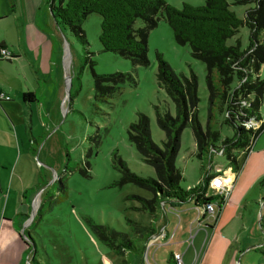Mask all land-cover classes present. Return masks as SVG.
<instances>
[{"label": "rangeland", "instance_id": "1", "mask_svg": "<svg viewBox=\"0 0 264 264\" xmlns=\"http://www.w3.org/2000/svg\"><path fill=\"white\" fill-rule=\"evenodd\" d=\"M35 1L0 0V44L4 42L13 52L11 45L26 38L39 48L38 53L36 49L25 51L24 60L0 62V94L9 97V102L0 99V210L8 201L15 207L14 217H28L21 224L31 242L24 240L33 251L28 253L27 264L32 257L35 264H147L143 237L152 228L157 236L150 242L157 243L163 234L158 227L166 218L167 231L172 233L179 221L176 237L187 233L183 252L197 250L192 264L200 263L212 239L219 243L234 236L240 250L236 261L264 264V132L247 156H236L238 170H232L236 180L230 194L234 202L222 207L216 223L207 217L200 221L191 202L181 204L187 211L180 213L179 209L173 217L167 213L165 218L161 208L154 213L139 211L141 204L135 197L149 200L151 193L132 184H118V160L137 176L156 178L128 139V128L138 115L148 118L151 140L160 147L166 135L158 126L157 113L176 117L173 101L157 81L156 54L177 76L189 78L193 73L197 77V120L203 130L210 107L205 64L191 57L188 45L176 43L162 18L148 35V65L133 67L127 59L102 50L98 15L90 14L81 23L86 40L82 44L66 27L54 23L43 0L39 5ZM166 2L176 9L183 4H205V0ZM54 3L59 5L58 0ZM251 6L232 5L231 9L242 17ZM141 26L137 21L136 27ZM248 36V30L241 28L227 43L239 39L245 47ZM115 73L132 81L118 83L112 93H96L94 76ZM217 78L214 72L216 87ZM260 78L264 81V64ZM27 91L39 102L31 113L21 105V93ZM211 111V129L219 132L220 139L231 137L232 131L221 125L218 108ZM259 113L264 122V91ZM174 165L181 173L183 189L194 187L208 167V154L197 157L189 126L180 132ZM211 166L213 176L231 174V165L219 154L212 156ZM212 193L209 189L208 195ZM99 228L125 234L135 249L108 248L96 233ZM114 243L119 245L117 238ZM155 253L159 262H151L148 253L150 264L169 260L166 247Z\"/></svg>", "mask_w": 264, "mask_h": 264}, {"label": "trees", "instance_id": "2", "mask_svg": "<svg viewBox=\"0 0 264 264\" xmlns=\"http://www.w3.org/2000/svg\"><path fill=\"white\" fill-rule=\"evenodd\" d=\"M58 1L59 5L55 7L54 0H43L58 27H66L82 44H86L81 23L90 14L98 15L101 18L98 40L102 50L127 59L133 67L148 65V35L157 27L160 18L172 30L176 43L188 45L191 57L205 64L210 107L206 129L203 130L197 120V77L193 73L189 78L177 76L156 54L157 81L173 101L176 117L157 113L158 126L166 135V141L160 147L151 140L148 118L138 115L137 121L128 128V139L142 162L153 168L156 178L137 176L118 160L121 173L118 184H132L151 193L149 200L135 197L141 204L139 211L154 213L167 204L191 202L202 220L201 211L207 203H214L220 212L226 202L223 203L214 193L208 195V185L214 177L211 174L212 156L219 154L229 162L231 170H238L236 156H247L255 140L264 132V122L259 113L264 91V81L260 78L264 64V0H205L202 6L183 4L181 9L170 6L166 0ZM232 5L252 6L238 17L231 9ZM137 21L142 22L141 27H136ZM241 28H246L249 33L246 46L242 47L239 39L228 45L227 41L237 36ZM2 49H5L3 43L0 44ZM214 72L218 77L217 87L212 81ZM126 79L131 80L120 73L94 76L96 93H112L118 89L117 84ZM109 83L111 87L104 85ZM33 98L32 93L22 95L23 102ZM214 106L223 116L221 125L232 131L231 137L220 139L219 132L211 129V108ZM186 126L192 131L197 157L202 159L204 153L208 154V167L194 187L183 189L180 186L181 173L174 162L180 132ZM216 143H219L218 147L214 145ZM96 233L110 249L120 252L135 249L125 234L104 228L97 229ZM156 233L152 228L146 230L143 237L145 250ZM28 235L23 233V237L31 242ZM116 238L118 246L114 243ZM30 251L31 248L27 254ZM262 255L264 257V251ZM34 261L32 257L29 264H35ZM166 263L176 264L174 256L171 255Z\"/></svg>", "mask_w": 264, "mask_h": 264}, {"label": "crops", "instance_id": "3", "mask_svg": "<svg viewBox=\"0 0 264 264\" xmlns=\"http://www.w3.org/2000/svg\"><path fill=\"white\" fill-rule=\"evenodd\" d=\"M27 0H25L26 3ZM35 3L37 5L40 4V0H36ZM3 45L5 46V49L7 51L9 48L5 45L4 42H2ZM14 51L9 52L13 57L14 60H24L25 56V51L32 52L35 49L37 50L38 53V47L35 46V44H28L27 39L18 41L17 44L11 45ZM36 53V54H37ZM1 62V61H0ZM35 63V62H34ZM24 93H31L29 91L24 92ZM23 92L21 93L22 95L24 94ZM31 99L28 102H23L22 100V95H21V105L23 109L29 113L32 112V110H35L38 108L39 102L35 97ZM2 102H9V101H2ZM43 106V105H42ZM231 171V175H233V171L229 168ZM219 171V170H218ZM234 184L236 180V175L234 176ZM233 184V186H234ZM231 194V193H230ZM230 198V196H229ZM227 200L225 205L229 204V201L234 202L233 195H231V198ZM182 213L183 211H187V209H184L180 207L179 204L171 203L167 204L162 207L163 215H165V218L167 217V213H170V215L176 216L175 214L177 212ZM219 213V212H218ZM15 207L12 205H9V202L6 201L4 204V209L0 210V264H27V257H28V250L31 247L30 244L25 240L23 237V231L21 230V224H24L27 220V216L23 215H15ZM219 214L217 215L216 220H211L213 223H216L218 220ZM18 218L20 220H23L22 222L19 221L17 223ZM204 220V219H203ZM202 221V219H200ZM166 224L169 223L168 219L166 218ZM163 223L158 227V229L165 228V231L161 235V237L158 238L157 243L152 245V242L149 243V255H150V261L151 262H159L156 259V250L158 248H163L166 247L169 251V258L171 255L177 256L180 255L182 259L183 264H192V259L194 255L197 254V250L194 249V251L189 252L190 250H187L186 252L184 250L185 244L187 241V233H180L177 237L175 234L177 232V228L179 226V222L177 223V226L172 230L174 232V237L172 239H169V231H167V225ZM190 230V229H189ZM212 230H214L212 228ZM191 230L189 231V234H191ZM22 236V237H21ZM165 237V240L163 241V237ZM27 239V238H26ZM235 239V241L233 240ZM219 243H216L217 239H212L211 242L208 244L209 246L207 249L203 252L202 259L199 264H242L238 261L237 259V252L240 253V250L238 249V242L236 241V237L234 236L233 238L230 239H221ZM201 244V243H200ZM203 244V243H202ZM202 244L200 248L202 247ZM147 248V246H146ZM154 248V250L151 252V250ZM199 248V249H200ZM190 249V248H189ZM182 253V254H181ZM163 264V263H162Z\"/></svg>", "mask_w": 264, "mask_h": 264}, {"label": "built area", "instance_id": "4", "mask_svg": "<svg viewBox=\"0 0 264 264\" xmlns=\"http://www.w3.org/2000/svg\"><path fill=\"white\" fill-rule=\"evenodd\" d=\"M11 56L12 55L6 49L0 50V60H12ZM0 99L5 100V101H9V97L2 94V93L0 94ZM234 176H235V174H233V175L230 174L227 176L215 175L209 182V185H208L209 189H211L215 195L219 196V199L223 203L227 202V200L230 196V193L232 191L233 184H234V178H235ZM217 215H218V212H217L216 205L214 203H207L205 205L204 209L201 211V217H203V219H205L207 217L208 219L216 220ZM160 231H162V233H163L165 231V228H162ZM173 237H174V233H172L169 236V239H172ZM192 239H193V237L189 238L190 243H192ZM148 243H147L148 246L146 245L147 248L145 250L144 256L146 259V263L150 264L149 260L147 259V255L149 253L148 252V250H149V244ZM174 260H175L176 264H183L180 255L174 256ZM151 264H155V263H151Z\"/></svg>", "mask_w": 264, "mask_h": 264}, {"label": "water", "instance_id": "5", "mask_svg": "<svg viewBox=\"0 0 264 264\" xmlns=\"http://www.w3.org/2000/svg\"><path fill=\"white\" fill-rule=\"evenodd\" d=\"M22 237V236H21Z\"/></svg>", "mask_w": 264, "mask_h": 264}]
</instances>
